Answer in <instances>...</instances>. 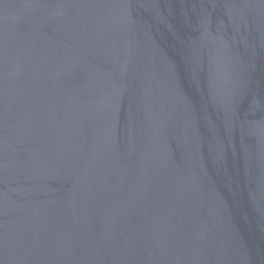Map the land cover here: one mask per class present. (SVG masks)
<instances>
[{
	"label": "water",
	"instance_id": "obj_1",
	"mask_svg": "<svg viewBox=\"0 0 264 264\" xmlns=\"http://www.w3.org/2000/svg\"><path fill=\"white\" fill-rule=\"evenodd\" d=\"M0 264H264V0H0Z\"/></svg>",
	"mask_w": 264,
	"mask_h": 264
}]
</instances>
